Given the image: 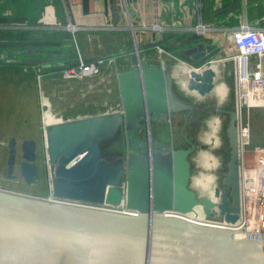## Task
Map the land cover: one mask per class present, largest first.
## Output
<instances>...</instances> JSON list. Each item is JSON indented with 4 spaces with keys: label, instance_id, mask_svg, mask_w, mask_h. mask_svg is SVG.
<instances>
[{
    "label": "water",
    "instance_id": "obj_1",
    "mask_svg": "<svg viewBox=\"0 0 264 264\" xmlns=\"http://www.w3.org/2000/svg\"><path fill=\"white\" fill-rule=\"evenodd\" d=\"M177 44L179 61L192 63L196 70L203 66L201 73L191 71L189 92L197 90L199 97L211 94L218 75L210 62L220 65L215 57L221 47L206 42L196 31ZM159 45L138 44L136 62L119 71L122 111L67 119L48 126L45 132L52 195L111 207L124 204L134 213L0 190V264H264V234L199 224L168 213H186L201 205L208 217L219 214L229 222L238 219L240 173L234 108L225 127L230 156L216 188L218 204L191 185L193 144L178 148L170 139L156 147L150 133L143 151L129 149L128 141L125 153H103V147L122 128L136 124L140 115L195 108L175 93V69L166 68L161 56L158 60L142 56V48ZM22 52L39 56H9ZM69 57L62 49L0 51V61L44 67L51 66L49 62H69ZM222 112L220 107L216 114ZM157 135L166 138L164 133ZM37 147L35 139L21 144L20 175L28 185L38 177ZM8 152L7 176L18 178L14 173L16 137L9 140Z\"/></svg>",
    "mask_w": 264,
    "mask_h": 264
},
{
    "label": "rangeland",
    "instance_id": "obj_2",
    "mask_svg": "<svg viewBox=\"0 0 264 264\" xmlns=\"http://www.w3.org/2000/svg\"><path fill=\"white\" fill-rule=\"evenodd\" d=\"M52 23L55 26L58 25L55 24V21H52ZM67 25L68 23H66L64 27L59 26L61 30L58 29V31H62L63 29V32H66V34L63 33L64 35L62 34V36L55 39L58 42L63 40L62 45H55L57 49L65 46L64 39H67V35H72L71 30L67 27ZM45 29L48 30L47 27ZM46 34L48 33H36L38 39L45 38ZM94 35L90 34L87 36L82 50L79 46L83 57L86 56L90 58L103 55L111 57L116 53H121L117 50L122 46L121 39L117 37L115 40V37L98 35L97 33ZM16 36L21 42L19 45H24V36ZM2 38L1 34L0 40H2ZM17 38H14L11 43H16L15 39ZM72 38L70 37L72 43L74 44L75 42ZM136 40L137 39L131 41L128 45L123 47V49L127 48L125 51L130 50L129 52L131 56L136 55L135 48L138 44H144V42ZM3 42L4 41H0V43ZM66 47L67 46L64 48ZM153 51L154 53L150 55H153V59L158 60L159 51L157 46L153 49ZM164 57L166 68L168 67L173 70L176 66L181 64V61L176 58H172L168 54L164 53ZM115 63L103 67L102 75L94 78H88L84 81L65 79L59 74L52 73L53 71H47V69L43 68L41 65H35L34 69L36 70L37 75L33 79L29 76V74L32 73V70L27 66L19 72V75L11 73L0 74L1 188L37 196H46L44 193L46 191L50 192L51 166L48 162V150L45 140V132L48 129V125L44 121V114L46 112H51L57 118L62 117L67 120L81 116L114 112L115 110L121 109L122 102L118 86V73L120 70H118ZM190 65L193 64L190 63ZM230 66H232V64L229 65V68ZM39 76L41 77L40 79ZM219 82H225L227 84V96L224 99H220L216 93L212 92L209 94L210 99H212V101L216 104L222 106L223 109H225L226 105L232 101V108H234V93L232 88L233 79L230 80L228 76H222L217 78V83ZM179 86L182 91H184L180 84ZM44 101L47 102V104H44ZM216 118L221 120L219 135L222 143L220 147L213 146L211 143L207 144L205 142L207 135L212 132L211 124ZM226 119L227 116L224 112L220 115L213 113L211 116L206 118L204 129L201 132L203 133V136L201 138L197 154L195 155V159L198 162L199 167L196 169L194 176H199L202 173L205 174L209 172V170L203 167L202 155L204 151H208L216 157L218 155L217 151L220 148H223L224 146L227 149V143H225L223 138ZM251 120L253 142L255 144L258 143L264 145V108L252 109ZM12 137H16L18 141L17 162L14 172L19 175L18 178H9L7 176V160L9 156L8 143ZM25 139H35L38 143V177L36 182L31 185L26 184L23 177L20 175V162L22 160L21 144ZM128 139L126 129L122 128L116 138L103 147V153H125ZM212 173L215 174V171ZM194 187L197 189V186Z\"/></svg>",
    "mask_w": 264,
    "mask_h": 264
},
{
    "label": "crops",
    "instance_id": "obj_3",
    "mask_svg": "<svg viewBox=\"0 0 264 264\" xmlns=\"http://www.w3.org/2000/svg\"><path fill=\"white\" fill-rule=\"evenodd\" d=\"M0 16L7 21L0 24L3 31L0 41L11 43L16 35L24 36L23 31L28 39L37 38L36 33H45L46 27L61 29L59 26L64 27L71 21L79 27V32H89L88 36L97 33L115 37V40L118 37L122 41L119 52L129 51L123 47L135 39L144 44L171 40V45L180 49L177 43L191 37L195 27L203 23L208 27L202 34L205 41L221 47L215 57L220 62L217 78L228 76L232 80L231 63L221 60L231 53L230 33L243 24L264 28V0H0ZM55 20L58 27L52 23ZM157 26L160 28L156 29ZM66 40L69 41L70 36ZM9 56L26 58L39 54L27 56L22 52ZM159 56L165 61L164 54ZM100 57L105 56L95 58ZM183 66L188 68L187 63Z\"/></svg>",
    "mask_w": 264,
    "mask_h": 264
},
{
    "label": "built area",
    "instance_id": "obj_4",
    "mask_svg": "<svg viewBox=\"0 0 264 264\" xmlns=\"http://www.w3.org/2000/svg\"><path fill=\"white\" fill-rule=\"evenodd\" d=\"M67 27L71 30L72 39H74L77 46L78 60L74 65L62 67L57 71L54 70L52 73L59 74L68 80L84 81L85 79L102 75L103 67L116 62V59L113 57H100L92 61H87L82 56L77 43L76 34L79 31V27L71 21ZM159 28L158 26L156 27V29ZM207 30L208 27L203 23L198 24L194 29V31L200 34H205ZM230 37L232 41L231 53L227 57L221 58V60L228 61L232 64V88L238 131V165L240 173L239 217L235 222H229L224 217H220L219 214L215 217H208L201 205L195 206L193 210L186 213L170 212L169 214L199 224L264 234V145L253 142L251 120L252 109L264 108V28H255L248 24H243L232 30ZM157 48L160 55L165 53L177 59L176 55L169 53L164 48L160 46H157ZM254 59L257 60L256 64ZM214 62L212 61L210 63L214 64ZM199 69H203V66ZM44 104H47V102L44 101ZM122 110L121 108L115 111ZM58 119L60 122L66 120V118L62 117ZM219 130L220 128H218L217 135L220 137ZM220 145L221 138L218 147ZM0 190L12 191L1 187ZM12 192L42 198L52 202L116 209L134 213V211L127 210L124 204L119 207H111L106 204L99 205L69 200L55 197L51 191L46 196H37L18 191ZM219 202L220 197L214 203L218 204ZM215 209L219 211L217 207Z\"/></svg>",
    "mask_w": 264,
    "mask_h": 264
},
{
    "label": "flooded vegetation",
    "instance_id": "obj_5",
    "mask_svg": "<svg viewBox=\"0 0 264 264\" xmlns=\"http://www.w3.org/2000/svg\"><path fill=\"white\" fill-rule=\"evenodd\" d=\"M178 51L181 50L179 49ZM174 91L179 97H184L186 98V100L188 99L187 101L195 104V108L193 110H186L176 114L151 113L150 115H140L139 120L136 124H133L130 129L125 128L126 133H130L128 135L129 149H141L143 151L145 149L147 140L150 139V133L154 134L155 141H157L155 144L156 147H161L160 141L163 142L170 139H172L173 145L178 148H189L193 144L194 148L190 154V161L192 173L191 185L192 187H194V175L196 169L199 167L198 162L195 159V155L197 154L198 148L200 146V141L203 136V133L201 132L204 129L206 118L208 116H211L213 113H216L217 109H219L220 107H223L213 102L212 99H210L209 95L205 97H197L189 94L185 90L182 91L177 79L174 85ZM184 93H186L187 95ZM157 133H164V135H166V138L159 139ZM226 150L227 149L225 148L224 151L226 152ZM216 158L219 162L217 168L215 169L217 181L216 185L219 186L223 177V171L225 170L222 166L224 158L218 155L216 156Z\"/></svg>",
    "mask_w": 264,
    "mask_h": 264
},
{
    "label": "trees",
    "instance_id": "obj_6",
    "mask_svg": "<svg viewBox=\"0 0 264 264\" xmlns=\"http://www.w3.org/2000/svg\"><path fill=\"white\" fill-rule=\"evenodd\" d=\"M30 16V15H29ZM6 18L5 17H2L0 16V24L1 23H5L7 22L5 20ZM61 30V29H60ZM64 30L62 29V31H58L57 28H54V29H48L46 32L48 34H46L45 38L43 39H38V38H27V34H26V31H23V34L24 35V38H23V41L25 42L24 45H19V43H21L18 38V42L16 43H6L5 41L3 43H0V50H5L7 48H11V47H19L23 50H31V49H38V50H44V51H47L49 49H57L55 45H62L63 44V40H61V42H58L56 41L55 39L62 36V34H66V32H63ZM8 32V31H5V33ZM3 33V31L1 30L0 31V35ZM88 33L87 31H78L77 33V43L79 44L81 50L83 49V45L85 43V39L87 38L88 36ZM63 34V35H64ZM21 34H19V37H20ZM67 36H70V35H67ZM66 36V38H67ZM71 37V36H70ZM64 44L65 46H67L66 48H64L65 46H62V48H59V49H62V50H65L66 53H69L70 54V57H69V62L68 61H63L62 64H58L56 62H49L51 64V66H49L48 68H45L47 69V71H54V70H59L61 69L62 67H67V66H70V65H74L77 60H78V50L76 49V44L72 43L71 39L69 41H67L66 39H64ZM146 44V43H145ZM161 46L166 49L167 51L171 52L172 54L176 55L177 56V51H178V47L177 46H172V41H163ZM31 46V47H29ZM55 47V48H53ZM156 46H146L144 48L141 49V53L142 54H152L154 53L153 49L155 48ZM130 51V50H129ZM127 51V52H121V53H116L114 55H112L111 57H114L116 58V67L118 68V70H124V69H128L130 68L135 62H136V56H131L130 55V52ZM82 52V51H81ZM145 52V53H144ZM27 56H29L27 54ZM106 58L110 57V56H105ZM87 61H92V60H95L97 58L95 57H84ZM36 64L34 63H28V62H3V61H0V74H7V73H11V74H14V75H19V72H21L23 70V68L25 66L27 67H30L31 70H32V73L29 74L30 78L33 79L34 77H36L37 73L34 69V66ZM232 109V101L229 102L225 109H224V113H226V116L228 118V113L229 111ZM227 120L225 121V127H226V123H227ZM223 138L225 140V143H227V136L225 134V130H224V134H223ZM258 144V143H256ZM261 145V144H260ZM225 147L223 146V148H220L218 151H217V154L218 156H222L224 158V161L222 162V166L223 168L225 169L226 168V162L228 161L229 159V147H228V143H227V150L226 152L224 151ZM49 192L46 191L44 193V195H47Z\"/></svg>",
    "mask_w": 264,
    "mask_h": 264
},
{
    "label": "bare ground",
    "instance_id": "obj_7",
    "mask_svg": "<svg viewBox=\"0 0 264 264\" xmlns=\"http://www.w3.org/2000/svg\"><path fill=\"white\" fill-rule=\"evenodd\" d=\"M181 64L176 66L174 72L176 79H178L179 81L178 83L189 94L199 97L197 90H193L189 92V88H188L189 80L191 77L190 75L191 71H195L196 69L193 67V65H190L188 63H187L188 68L184 67L183 65H186V63L183 61H181ZM219 66H220L219 63L213 64V69L217 71V74L220 69ZM202 70L203 69H198L196 71L201 73ZM213 92L216 93L220 99H224L228 94V86L225 82L216 83ZM44 121L48 126L60 122L58 118L51 112H46L44 114ZM211 126H212L211 127L212 132L207 135L205 142L207 144L211 143L213 146H218L220 144V137L217 135V133H218V128H220L221 126V120L219 118H216L212 122ZM202 157H203V167L209 170V172L205 174L202 173L199 176H195L193 180L194 181L193 183L195 185L194 184L193 185L197 186V189L202 194L209 197L213 202H216L218 198V195L216 194V188H217L216 173L213 174L212 172L215 171L219 162L218 159L208 151H204ZM170 212H175V211H170Z\"/></svg>",
    "mask_w": 264,
    "mask_h": 264
}]
</instances>
